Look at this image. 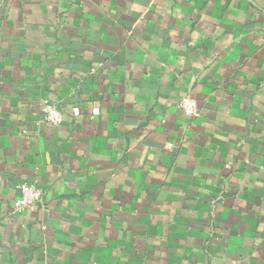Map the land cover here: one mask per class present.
Returning a JSON list of instances; mask_svg holds the SVG:
<instances>
[{
  "label": "crops",
  "instance_id": "1",
  "mask_svg": "<svg viewBox=\"0 0 264 264\" xmlns=\"http://www.w3.org/2000/svg\"><path fill=\"white\" fill-rule=\"evenodd\" d=\"M0 264H264V0H0Z\"/></svg>",
  "mask_w": 264,
  "mask_h": 264
},
{
  "label": "built area",
  "instance_id": "2",
  "mask_svg": "<svg viewBox=\"0 0 264 264\" xmlns=\"http://www.w3.org/2000/svg\"><path fill=\"white\" fill-rule=\"evenodd\" d=\"M178 107L181 113L192 118L196 112L195 103L189 99H182L178 102ZM62 124L61 112L56 106H46L41 114L38 125H46L50 127H58ZM19 198L9 203L13 213H22L35 205L42 204L44 192L33 184H21L18 186Z\"/></svg>",
  "mask_w": 264,
  "mask_h": 264
}]
</instances>
